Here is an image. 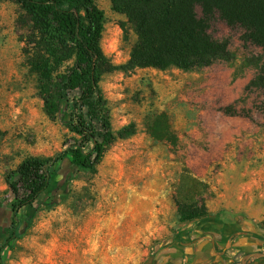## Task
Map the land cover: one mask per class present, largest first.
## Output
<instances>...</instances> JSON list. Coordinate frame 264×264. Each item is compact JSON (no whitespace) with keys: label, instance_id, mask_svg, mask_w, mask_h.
<instances>
[{"label":"rangeland","instance_id":"1","mask_svg":"<svg viewBox=\"0 0 264 264\" xmlns=\"http://www.w3.org/2000/svg\"><path fill=\"white\" fill-rule=\"evenodd\" d=\"M95 2L105 14L101 46L112 68L100 85L115 139L96 170L71 176L68 158L56 162L47 196L14 223L7 174L32 173L26 167L78 135L46 110L30 64L39 31L20 3L0 0V262L243 264L264 251L254 235L264 231V96L248 88L264 48L216 20L212 34L229 41L230 60L187 70L134 65L133 21L112 0ZM176 198L203 199L218 216L184 222Z\"/></svg>","mask_w":264,"mask_h":264},{"label":"trees","instance_id":"2","mask_svg":"<svg viewBox=\"0 0 264 264\" xmlns=\"http://www.w3.org/2000/svg\"><path fill=\"white\" fill-rule=\"evenodd\" d=\"M16 1L41 36V52L32 57L30 64L38 74L46 110L58 116L78 138L66 140L53 158L36 159L26 167L34 168L32 173L21 169L7 174L14 223L24 207L36 208L37 202L47 196L56 179L52 171L56 162L68 158L76 167L71 176L80 169L96 170L115 139L100 85L103 72L112 68L101 46L104 11L95 0ZM112 6L134 23L139 37L131 52L130 62L134 65L187 70L230 60L229 41L212 34L216 20L243 28L245 39L264 48V0H112ZM70 60L73 63L58 73L60 66ZM257 61L258 72L248 88L261 89L264 96V55ZM76 90L79 93H74ZM260 108L264 112V101ZM225 111L232 113L228 108ZM176 200L184 222L218 216L203 199L194 204ZM254 235L264 245V231Z\"/></svg>","mask_w":264,"mask_h":264},{"label":"water","instance_id":"3","mask_svg":"<svg viewBox=\"0 0 264 264\" xmlns=\"http://www.w3.org/2000/svg\"><path fill=\"white\" fill-rule=\"evenodd\" d=\"M253 257H262V258H264V251H254V252L247 253L243 257V260H242L243 264H246L247 261L250 260Z\"/></svg>","mask_w":264,"mask_h":264},{"label":"flooded vegetation","instance_id":"4","mask_svg":"<svg viewBox=\"0 0 264 264\" xmlns=\"http://www.w3.org/2000/svg\"><path fill=\"white\" fill-rule=\"evenodd\" d=\"M264 246V245H263Z\"/></svg>","mask_w":264,"mask_h":264}]
</instances>
